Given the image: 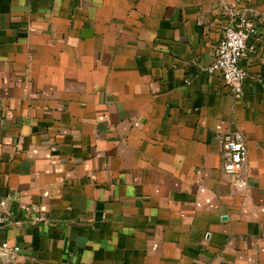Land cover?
<instances>
[{
    "label": "crops",
    "instance_id": "obj_1",
    "mask_svg": "<svg viewBox=\"0 0 264 264\" xmlns=\"http://www.w3.org/2000/svg\"><path fill=\"white\" fill-rule=\"evenodd\" d=\"M235 11L256 27L240 95L206 69ZM8 192L16 264H264V0H0Z\"/></svg>",
    "mask_w": 264,
    "mask_h": 264
},
{
    "label": "built area",
    "instance_id": "obj_2",
    "mask_svg": "<svg viewBox=\"0 0 264 264\" xmlns=\"http://www.w3.org/2000/svg\"><path fill=\"white\" fill-rule=\"evenodd\" d=\"M256 34L255 24L250 16L243 12H231L229 19L222 26V37L216 49L215 60L206 68L209 73L217 71L224 84L233 94L242 93V82L247 76L240 65V58L254 51L255 46L249 38ZM189 84V81H186ZM219 152L222 160V172L228 181L238 188L248 185L247 160L248 150L245 135L241 132L224 133L219 136ZM16 196L10 192L0 195V225L11 217L2 214L4 207ZM34 217V222L40 221ZM21 248L17 244L0 242V263L6 259L16 264Z\"/></svg>",
    "mask_w": 264,
    "mask_h": 264
}]
</instances>
